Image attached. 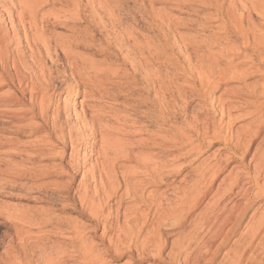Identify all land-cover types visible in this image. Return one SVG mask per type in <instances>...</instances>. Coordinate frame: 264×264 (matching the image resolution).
<instances>
[{"label": "bare ground", "instance_id": "obj_1", "mask_svg": "<svg viewBox=\"0 0 264 264\" xmlns=\"http://www.w3.org/2000/svg\"><path fill=\"white\" fill-rule=\"evenodd\" d=\"M69 1L0 0V155L5 157L0 160V184H18L28 189L46 188L52 200L47 210L49 213L35 210L31 216L24 214L11 224L17 234H24L19 264H32V255L25 247L27 232H22L23 228L26 225L39 228L40 225L27 224L25 219L41 217L42 225L54 224L52 229L64 226L73 235V238L66 237L72 239L70 242L82 243L84 237L78 228L63 218L69 213L76 214L92 225L90 232L94 237L102 230L97 241L103 246L107 244L104 252L110 255L112 240L106 241V238L113 230L111 223L116 224L122 217L125 229L129 231L127 237L138 236L147 225L152 210L155 225L151 229L153 242H158L154 245L156 250L152 255L150 250L151 257L145 253L147 243L141 244L138 250L134 249L137 254L133 250L140 259L146 258L147 264H212L236 235L242 243H234L236 248L231 250V256L225 255L227 261L223 262L244 264L250 248L264 233V210L259 211L258 217L252 215L249 224L244 226L248 212L264 199V106L255 105L253 112L248 114L249 120L243 121L240 129L232 130L234 124L242 120L231 118L230 113L237 110L236 104H247L242 100L243 96L255 100L264 98L263 90L257 93L256 87L244 81L252 70L253 73L264 74V0H162L166 5L186 11L195 12L198 8L200 12H212L199 22L198 27L202 31L215 27L218 32L207 36L203 43L186 46L183 56L173 55L172 46L169 49L171 55L166 57L162 54L166 60H161V54L155 51L147 56L151 61L149 65L153 67L149 69L151 74L147 73L149 78L143 81L146 94L143 115L146 119L154 115L153 123L158 125L157 133L162 142L151 139L131 141L132 135L128 131L116 134L106 126L111 118L120 120L121 128L127 130L126 123L130 117L124 114L119 118L117 112L113 113L114 103L102 104L101 100L110 98L108 90H117L115 100L136 90L128 88L131 80L127 79L129 82L125 85L128 87L125 88V97H122L123 89L112 79L120 78L119 73L110 70L109 65L100 67L84 59L78 50L89 56L108 55L112 50L115 52L112 59L125 65L128 56L122 57L120 48L115 45L127 43L129 39L135 46L138 43L133 33L114 35L110 32L122 22L121 11L109 7H102L107 10L93 7L70 10ZM141 1L134 0L136 12H123L124 16L121 12L122 18L132 14L141 20L151 19L154 24L148 29L164 40V45L168 44L174 38L173 22L147 9ZM254 17L261 24L257 25ZM51 24H64V27L70 24L72 32L78 30L79 33L72 40H53V33L49 30ZM139 26L142 28L144 25L140 23ZM20 31L31 63H26L25 56L19 53L21 43H14L13 38ZM144 47L140 51H145ZM202 48L205 56L197 54ZM139 54L143 56L141 52ZM165 65L173 72L174 78L163 72ZM131 68V74L135 75L136 71ZM174 80L181 81L187 88L186 92L177 91V97L184 100L182 118L187 116L191 103L199 102L202 109L191 124L186 125V131L170 142L172 154L185 151L183 156H197L203 153V149L221 145L227 156L213 155L210 162L203 161L200 168L193 171L189 185L174 188L176 199L171 205L163 194L148 192L147 188L175 183V180L167 179L169 172L164 171L166 143L162 135L165 126L163 111L170 103L164 105L165 96ZM236 82H242V86L223 90L213 105L207 102L208 94ZM138 84L139 81L133 78L132 85ZM80 89H87L96 96L95 101L80 113L65 108L64 100L60 103L53 101L60 93L70 95L75 92L77 96ZM151 93H154L153 98ZM169 97L176 102L172 96ZM125 109L124 112H128ZM216 110L220 119L214 122ZM129 112L135 117L140 113L134 107H130ZM225 129L231 132L228 139L222 136ZM116 136L122 139L117 140ZM34 137L39 138L20 148L23 147L19 142L22 138ZM176 174H180L179 171H172L173 177H178ZM51 178L62 181L40 184ZM143 207L145 210H141ZM53 212H60L63 216L54 217ZM176 213L179 214L176 216ZM173 218L175 222H171ZM135 221L141 222L139 227ZM42 229L44 227L39 228V232L44 234ZM189 229L193 233L185 236L189 242L187 248L178 245L181 238H175L177 242L173 239V245L176 249H172L168 256L164 255L168 238L185 235ZM161 230L166 233L162 234ZM200 236L206 240L198 241L201 245L198 243V248L195 246L194 251L189 250L190 253L180 260L181 253ZM79 251L77 255H81L79 258L84 262L100 259L88 247ZM63 256L64 252L57 250L50 256H42L41 264H62ZM248 261L252 262L251 259Z\"/></svg>", "mask_w": 264, "mask_h": 264}, {"label": "rangeland", "instance_id": "obj_2", "mask_svg": "<svg viewBox=\"0 0 264 264\" xmlns=\"http://www.w3.org/2000/svg\"><path fill=\"white\" fill-rule=\"evenodd\" d=\"M161 1L162 0H142L141 3H143L144 6L147 9H150L152 12L159 15H164L166 19L173 22L172 23L173 25L171 24V26H172V32L174 34L173 35L174 38L172 37L173 39H171L170 42L165 45H164V40H162L160 37L157 38L155 34L148 29L150 26L154 24L151 21V19L144 18L143 20H141L139 17H135L132 14L131 15L127 14L128 16L122 18V16H124L126 12H129L130 10L136 12V6L134 5V0H79V1L70 0L69 1L68 8L70 10H73L75 7L83 8L84 10L90 7L101 8V9H103L102 7H107V8L109 7L118 12L121 11L123 15L121 16V12H119V14H120V20L122 22L120 23L118 28L111 29L110 32H112L114 35H117L120 32L133 33L135 35L134 38H136L137 40L136 42L138 43V45L136 46L133 45V42L130 39L128 40L127 43H123V44L121 43V45L120 43H117L115 45L116 47L120 48L122 57L127 54L129 60L126 61L125 65H123L120 62L114 61L112 59V56L115 55V52H113L112 50L108 55L98 54L96 56H89L84 51L78 50V54L82 55L84 59L90 60L93 63L98 64L100 67H106L107 65H109L110 70H115L119 73V76H121L120 78H112V79L117 84H119V86L123 89V91H121L122 97H125L124 96V93L126 91L125 88L128 87L125 84L128 83L129 81L126 80L127 79L131 80V86L128 88L129 89L132 88L136 90L134 93L132 94L129 93L127 97L115 100L114 97L115 94L117 93V90L110 89L108 90V94L110 95L109 100L106 99L101 100L102 104H104V102L114 103L116 106L114 110L115 112L113 113L117 112L119 114V118H123V116L121 115L124 114L130 116L128 117L126 123V126L128 127L127 130L121 128L122 123L120 120L113 121V119L111 118L109 120V123L106 124V126L109 129L114 130L116 134H121L128 131V133L132 135L130 138L131 141H138V140L143 141L146 139H151L153 140V142L163 141L162 138L160 137V134L157 133L158 125H155L153 123L155 122L154 115L148 117L149 119H146V117L143 115V113L145 112L143 105L146 102V94L143 92V87H144L143 81L149 78V75L147 73L151 74L149 69L153 67L149 65L151 63L150 59L147 58L149 53H154V51L160 53L161 54L160 59L166 60L162 54H164L166 57L171 55L169 49L172 46L173 55L177 54L183 56L182 53L184 52V49H186V46L190 44L203 43L205 42L207 36H211L214 33H218L216 30H214L215 27H211L206 31H202V29L198 27L199 22L205 20V18L208 15H212V12L211 13L210 11L200 12V10H197L198 8H195L196 9L195 12L186 11L181 7L175 6L174 8L172 6L166 5L165 2L163 1L161 2ZM254 20L257 25L261 24V21L256 17H254ZM140 23H143L144 25L142 28L139 26ZM14 25H16V23ZM68 25L69 26L64 27V24H60L56 26L51 24L49 30L51 31V33H53L52 39L53 40L57 38H62L63 40L64 38H68L69 40H72V38L74 39L76 34L79 33V31L76 30V32L74 31L72 32V30L70 29V24ZM13 40L15 44L19 42L21 43L19 48V53H22L25 56L26 63L28 62L31 63L32 60L30 58L29 52L26 50L25 44L22 40V32L20 31L17 36H14ZM118 41H120V38H118ZM208 42L209 41H207L206 43ZM219 43L220 45H222L221 42ZM143 46L146 47V48L144 47L146 49L145 51L143 50L144 52L140 51V48H142ZM94 49L98 50V47H94ZM140 52L141 55L143 56H140L139 54ZM204 52L205 49L202 48L200 52H198L197 54L199 56H205L206 53ZM47 65L49 66V64ZM131 67H133V69L136 71L135 75L131 74V69H132ZM162 70L164 73L167 74V77L174 78L173 72L168 67H166V65ZM133 78L139 81L138 85H132ZM244 81L245 84L256 87L257 93H259L261 90L264 91V74L261 73L256 74L253 73L252 70L247 76V79ZM241 84L242 82H236V83H229L227 86H222L220 89L211 92V94H208L207 102L213 105V102L222 94L223 90H227L230 88H240L242 86ZM184 86L185 85L182 84L181 81L174 80L173 86H171L170 88V92H167V95L165 96L166 102L164 105H166L169 102L170 103L164 107V111H163V115H164L163 120L165 121L164 122L165 126L163 128L164 134L162 135H163L164 143H166L164 145V148L166 149V153L164 154L166 168L164 169V171L169 172V176L167 177V179H169L170 181L175 180V183H173L170 186H158L156 188L155 187L147 188L148 192L151 191L156 193L157 195L163 194V196L168 199V203L171 205L174 203L176 199L175 195L173 194L174 188L176 187L182 188L185 185H189L191 180L193 179V171L199 169L203 161L210 162L213 158V155L217 156L218 154H220V156H227V153L221 150L222 148L221 145H214L210 147V149L208 150L203 149L202 150L203 153L197 156L196 155L183 156L185 151H181L178 154H172V151L170 150L172 149L170 148V145L172 144H170V142L177 140V136L179 135V133L186 131V125H190L192 120L196 118L195 115L202 109L201 107L202 105L199 102L191 103L189 110L186 112L187 116L185 118H182L181 115L183 113L184 100L177 97V91L181 90L183 92H186L185 90L187 88ZM74 94L75 92L70 95H67L66 93H60L53 99V101L56 102L58 100V102L60 103L61 100H64L65 108L71 110L72 112L80 113L82 110L86 109L87 106H90L96 99L94 93H91L87 89L84 90L80 89L77 96ZM169 96H172L174 100H176V102L175 103L172 102L173 100L170 99ZM151 97L152 98L154 97V93H151ZM242 100L247 104H242V103L236 104L235 106L238 107L237 110L232 111L230 113L231 118L233 119L239 118V120H242L236 122L232 130L240 129L244 124L243 121L247 122L249 120L248 114L253 112V107L255 105L259 106L262 104V107L264 106V98H259L255 100V98H251L250 96H243ZM130 107L137 108L140 113L137 114L136 117L132 116L131 113L129 112ZM124 108H126L125 110L128 112H124ZM263 111H264V107H263ZM198 119L200 121L202 120V118H198ZM219 119H220V115L217 113L216 110L214 111V122H217ZM150 123H153V126L149 127ZM229 135H231V132L228 133L226 129L222 132V136H224L226 139L229 138ZM40 136L41 135H39V137ZM39 137L22 138L19 142L23 147L20 146V148H24L28 146L27 142L36 140ZM116 139L119 140L122 138L120 136H116ZM176 142H178V144L181 143L179 141ZM69 150L70 149L68 147L67 154L69 153ZM174 156H176V158H174ZM2 159H5V157L0 155V160ZM172 171H179L180 174H176L178 175V177H173ZM79 179L80 176L76 180L75 188L79 182ZM47 181H44L40 184H46L49 182H61L62 180L57 178H51ZM45 190L47 189L46 188L28 189L23 186L21 187L18 184L17 185H10L5 183L0 184V264H16V263L19 264V262L21 261L20 259L18 260V257L21 255L19 254V249L23 247L21 240L24 239V234L22 235L17 234L15 229L11 226V224H14L17 220L20 219V216L24 214L31 216V212L35 210L47 211L49 209V205L51 204L52 200L49 198L48 196L49 194ZM141 210H145V208L143 207ZM260 210H264V199L259 200L256 203V205L252 207V209L248 212L246 220L244 221V226L245 225L247 226L249 224L248 223L249 218L252 215H256V217H258ZM47 212L49 213V211ZM122 212L123 210L121 211V213ZM178 214L176 213L175 215L177 216ZM52 215L54 217L56 216L59 218L63 216L61 215L60 212H53ZM152 215H153V210L149 212V218L146 223L147 225H145L144 228H142L140 234L138 236L133 234V236H130L129 238L127 237L128 236L127 233L129 231L125 229L127 227H125L126 225L125 222H123L122 217H120V219L117 221L116 224L112 222L111 224H113L112 226L113 230L110 232L111 234L110 233L108 234V238H106V241L109 238H111L112 240V244L109 245L110 250H112L110 255H106L104 252V249L107 248V244L103 246L97 241V237L101 235L102 230L100 229L96 234V237H94L93 234L90 232V230L92 229V225L88 222L87 219L81 218L76 214L69 213L63 216V218L67 219L68 221L70 220L69 222L70 223L73 222L72 224H74L78 228L79 234H81V236L84 237L82 243L70 242L69 240L72 239L68 240L67 238H73V235H71L64 226H58L57 228L52 229L55 227L54 224L42 225L41 224L42 221H40L41 217H31L29 220L25 219L24 222L31 225L36 223L40 224L39 228L44 227V229H42L43 231H45L44 234L39 232L40 230L37 226L35 227L31 226L30 228V226L28 225H26L27 228L26 227L23 228L22 232H27L28 239L25 242L26 244L25 247L26 249L28 248V254L32 255L31 258L32 264H41L42 256H50L57 250L59 251L62 250V252H64V256L61 259L62 264H147L149 261L145 260L146 258L140 259L138 255L136 256L137 251L134 249L138 250L142 246L141 244L147 243L148 245L146 244L147 246L145 253L146 252L148 253L147 254L148 257H151V255L156 250V246L154 245L157 241L155 240L153 242L154 240L152 235L153 230L151 229L155 225L154 223L155 220L154 217H152ZM135 222H137L136 225L139 227L141 222L140 221H135ZM171 222H175L174 218L173 220H171ZM121 228H123L124 230ZM188 231L190 233L187 232L188 233V234L186 233L187 235L186 234L181 236L176 235V237H172V238L169 237L170 239L168 238L167 240V244L165 247L166 250H164L165 251L164 255L168 256L169 252L172 249H176V247L174 248L173 242L174 241L177 242L178 238H181L179 240L180 242L179 241L177 242L178 245L181 246L182 248H185L186 244H189L188 240L186 241L187 237H189L193 233V231L190 229ZM161 232L162 234L166 233L164 230H161ZM125 233L127 235H124ZM175 238H177V240H175ZM197 239L198 240H196V242H194L189 249H185V251L181 253L180 256L181 258H179L180 260H182V258H184L186 254L194 251L195 246L198 248L201 245L200 242H202L203 239L206 240L202 236L197 237ZM238 239L240 240L239 235L233 237L231 241L228 243V245L220 251V253L215 258V260H213L212 264H221V263L225 264L224 260L227 261L225 255L231 256V250L236 245H238V243L242 241L240 240L238 242L237 241ZM72 243L74 244L71 245ZM114 243L115 245H113ZM234 243L236 245H234ZM87 247L91 249L92 254L99 255L100 259L97 260L96 262L91 261L90 263L89 261H85V262L82 261V258L81 257L79 258V256L81 255H77V254H79L80 252L79 249L81 248L86 249ZM250 249L251 251L249 250L247 258L244 261V264H264V233L259 236L258 240L253 244V246ZM123 250H125V252H123ZM133 250L136 252H134ZM150 250H151V255H150ZM116 251H120L121 253L119 252L118 254H115ZM133 252L136 254H133ZM70 257L72 258L71 260H69ZM248 258L251 259L252 262L248 261L249 263H247V260H249ZM204 263L205 262H201V264Z\"/></svg>", "mask_w": 264, "mask_h": 264}]
</instances>
